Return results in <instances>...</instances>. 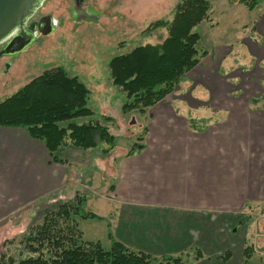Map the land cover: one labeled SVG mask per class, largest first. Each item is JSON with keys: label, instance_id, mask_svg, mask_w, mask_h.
I'll list each match as a JSON object with an SVG mask.
<instances>
[{"label": "crops", "instance_id": "1", "mask_svg": "<svg viewBox=\"0 0 264 264\" xmlns=\"http://www.w3.org/2000/svg\"><path fill=\"white\" fill-rule=\"evenodd\" d=\"M210 60L146 110L141 148L131 154L118 144L102 155V146L89 152L65 146L57 153L63 162L55 163L23 129L0 127V221L55 191L75 194L69 170L81 151L92 153L94 171L112 170L108 188L97 194L107 206L96 215L110 242L154 258L179 256L183 264L264 257V86L246 101L231 100L236 95L218 88ZM252 96L260 97L256 105Z\"/></svg>", "mask_w": 264, "mask_h": 264}, {"label": "rangeland", "instance_id": "2", "mask_svg": "<svg viewBox=\"0 0 264 264\" xmlns=\"http://www.w3.org/2000/svg\"><path fill=\"white\" fill-rule=\"evenodd\" d=\"M70 1L45 0L37 14L50 12L56 20L55 30L46 35L38 34L37 40L20 52L0 57V101L43 72L61 67L86 85L89 89L87 106L93 112L91 118L108 124L115 136L114 148L118 144L127 154L142 139L145 127L141 122H146V111L122 113L124 96L111 83L108 62L113 56L127 53L136 46L161 43L168 35V26H149L156 21L167 25L172 22L180 0H119L114 6L108 4L109 0H89L86 6L95 12H88L82 18L76 16V8ZM258 1L249 11L247 6L252 0H208V15L196 26L197 47L205 52L199 63L202 61L204 68L212 57V67L218 68L215 75L221 82H217L218 88L222 85L227 93L231 91L236 95L231 98L234 101L242 98L246 101L249 95L264 86V81L260 80L264 76V0ZM195 67L187 74L195 76L199 69L195 70ZM206 85H209L207 80ZM187 86V83L181 84L180 92ZM257 97L250 100L251 104L256 105L254 99ZM260 100L259 104L264 103ZM107 116L112 120L106 122ZM87 120L88 117L77 118L74 122ZM79 152L83 155L81 160L69 170V178L77 186L74 193L85 195L83 210L101 214L108 201L97 194L108 188L112 170L105 164L104 169L94 171L89 164L92 153ZM91 152L97 157L99 151ZM65 190L63 193L68 189ZM75 194L67 197L61 191H55L48 198L40 197L24 204L1 220L0 257L4 260L16 258L28 228L40 223L44 213L55 209L60 202L72 200ZM261 215L264 217V209ZM77 226L84 240L99 242L102 247L109 248L111 242L106 235L110 231H106L102 221L80 218ZM110 230L113 233V229ZM249 261L248 264H264V257L251 256Z\"/></svg>", "mask_w": 264, "mask_h": 264}, {"label": "trees", "instance_id": "3", "mask_svg": "<svg viewBox=\"0 0 264 264\" xmlns=\"http://www.w3.org/2000/svg\"><path fill=\"white\" fill-rule=\"evenodd\" d=\"M258 2L252 0L247 8L253 9ZM209 9L208 0H180L172 22L167 25L156 21L149 26H168V35L161 43L139 45L109 60L111 83L124 96L122 113H144L171 93L199 63L204 51L197 47L196 26L207 17ZM88 95L89 89L76 76L61 67L49 69L0 101V127L23 129L30 138L43 143L55 163L63 162L57 153L65 146L83 151L102 146L100 153L107 154L114 148L115 136L108 124L91 118ZM84 117L88 120L74 122ZM193 121L190 125L194 128ZM134 148L127 154L141 146L135 144ZM85 199L84 194L77 193L72 200L45 212L40 223L28 228L17 257L4 260L1 256L0 264H183L179 256L156 259L111 237L107 249L99 242L84 240L77 220L100 218L83 210Z\"/></svg>", "mask_w": 264, "mask_h": 264}, {"label": "water", "instance_id": "4", "mask_svg": "<svg viewBox=\"0 0 264 264\" xmlns=\"http://www.w3.org/2000/svg\"><path fill=\"white\" fill-rule=\"evenodd\" d=\"M42 0H0V41L5 39L13 30L20 29L27 17L39 5ZM52 28L44 33H49ZM31 31V30H29ZM23 33V32H22ZM22 33L18 32L0 51V56L10 55L20 52L32 43L33 36L27 34L22 37ZM25 34V33H24Z\"/></svg>", "mask_w": 264, "mask_h": 264}, {"label": "flooded vegetation", "instance_id": "5", "mask_svg": "<svg viewBox=\"0 0 264 264\" xmlns=\"http://www.w3.org/2000/svg\"><path fill=\"white\" fill-rule=\"evenodd\" d=\"M45 0H42L39 5L32 11L31 15L26 18V20L23 23L22 26V31L20 29H15L13 30L5 39L0 41V51L3 49V47L8 43L10 38H12L14 35H16L18 32H23L22 37L25 38L24 36L26 33L31 34L33 36L32 43L37 40V35L38 34H43L46 35L48 33H44L45 31H48L49 28H52V30L49 32H53L56 27V20L54 17L51 15L50 12L42 13V14H37L39 8L41 7V4ZM72 6L76 8V16L79 18H82L86 16L89 13L93 12L94 10L88 9L89 6H86V4L89 2V0H71ZM119 2V0H109L108 4H113L116 5ZM107 11V10H106ZM95 12V11H94ZM31 30V31H29ZM25 33V34H24ZM31 43V44H32ZM4 56H9V55H2ZM1 57V56H0Z\"/></svg>", "mask_w": 264, "mask_h": 264}]
</instances>
